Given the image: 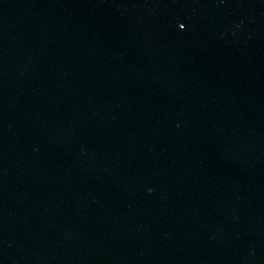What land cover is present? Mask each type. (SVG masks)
<instances>
[{
    "label": "water",
    "instance_id": "water-1",
    "mask_svg": "<svg viewBox=\"0 0 264 264\" xmlns=\"http://www.w3.org/2000/svg\"><path fill=\"white\" fill-rule=\"evenodd\" d=\"M0 264H264V0H0Z\"/></svg>",
    "mask_w": 264,
    "mask_h": 264
}]
</instances>
